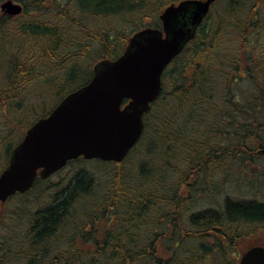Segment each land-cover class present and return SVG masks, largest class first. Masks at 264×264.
Segmentation results:
<instances>
[{"label": "trees", "instance_id": "trees-1", "mask_svg": "<svg viewBox=\"0 0 264 264\" xmlns=\"http://www.w3.org/2000/svg\"><path fill=\"white\" fill-rule=\"evenodd\" d=\"M13 1L25 12L0 14V149H10L0 173L28 128L17 116L32 85L41 92L48 85L45 96L62 101L80 73L90 72L87 82L93 76L78 65L82 57L117 59L146 28L128 35L96 19L144 10L152 18L148 10L155 16L169 4L158 0L154 12L149 0ZM223 2L224 17L211 13L165 70L161 95L144 115L151 146L136 145L122 163L101 160L113 165L105 184L79 158L49 203L34 202L46 196L48 179L16 194L3 209L0 264H237L250 247L242 225H264V14ZM155 19L147 27L160 28ZM52 110L33 108L31 117Z\"/></svg>", "mask_w": 264, "mask_h": 264}, {"label": "water", "instance_id": "water-1", "mask_svg": "<svg viewBox=\"0 0 264 264\" xmlns=\"http://www.w3.org/2000/svg\"><path fill=\"white\" fill-rule=\"evenodd\" d=\"M214 2L168 6L160 15L162 30H140L120 57L97 62L90 82L36 121L14 148L0 174V202L29 191L38 175L47 179L80 157L122 163L142 137L144 114L161 94L165 69L195 38ZM1 8L12 16L23 12L13 0ZM239 264H264V245L245 251Z\"/></svg>", "mask_w": 264, "mask_h": 264}, {"label": "rangeland", "instance_id": "rangeland-1", "mask_svg": "<svg viewBox=\"0 0 264 264\" xmlns=\"http://www.w3.org/2000/svg\"><path fill=\"white\" fill-rule=\"evenodd\" d=\"M3 0L0 1V3ZM65 2L67 0H64ZM173 1V0H169V3ZM149 2L151 4H153L155 2L154 5V12L157 10L158 8V0H149ZM163 9V8H162ZM161 10V7H160ZM250 10L249 8H244V9H240L239 12H246V14L248 13L247 11ZM160 11H157L155 16L153 14V9L148 10L147 14L150 15L152 18H147V17H143V15L145 13V10L140 14H128L126 17L123 18H114V19H96L97 24L100 26H103L105 23L112 21V26L113 28L118 31V29L128 35H131L137 28L139 25H145L150 26L152 24H157L156 21V17H158ZM224 9H222L220 7V4H217L215 9L212 11V15H215V17H224ZM255 10H252V13H254ZM260 14H264V7H261L259 9ZM245 14V15H246ZM21 15L15 16L16 18L19 17ZM213 17V16H212ZM221 18H219L220 21ZM21 20V18H19V21ZM89 20L91 21L92 19L89 18ZM88 21V23L91 25V22ZM213 22V21H211ZM97 24L95 23V25L97 26ZM220 24V23H219ZM228 29V27H227ZM74 32H78L75 28L73 29ZM262 37L264 40V30H262ZM93 53V52H92ZM90 53V54H92ZM101 61L100 58H97L96 60H94V58L91 56H86V57H82L81 60H79L78 65L81 68L84 69H92L94 68V65L98 62ZM70 69L67 70V75H68V71ZM89 74H87V71L84 73H80L76 79V81L73 83L72 88L73 90L78 89L80 87H82L83 85H85V83L87 82V80H89L90 77V72H88ZM165 73V72H164ZM42 89V92L38 89V87L36 86V84L32 85L26 92L25 95V100H24V104L22 107V111L18 114L17 117L22 118L25 122L27 121L28 123L26 124L27 127H30L31 124L34 122V118L31 117L32 112L30 111V109L35 108V111L38 115L44 113L45 111H49L50 109L55 108V106H57L61 101L59 97H55V96H51V97H46L45 94H47V96L49 94H51V90L50 87L48 85H44ZM30 118H32V121L30 120ZM5 129H0V134L5 133ZM12 137V135L10 136ZM16 142V141H15ZM14 142V143H15ZM152 139L149 135H145L143 136L139 143L137 144V148L139 149H148L151 144H152ZM13 143V144H14ZM9 145H11L8 142ZM12 144V146H13ZM16 145V143H15ZM14 145V146H15ZM9 146H4L0 149V156L2 159V162H4L7 159V155L9 154ZM132 157V156H131ZM134 159V158H133ZM85 166L89 169H94V171L97 172V174L99 175V179H100V183L105 184L106 180L110 177L111 175V170L113 168V165H109V164H105L104 162H102L101 160L95 159V160H89L87 163H84ZM78 169V165H68L65 168H63L61 171H59L58 173H56L55 175L51 176L46 183V186H50L49 191L45 192V197L42 199L41 203L36 204V200H34L35 205H45L46 203H49L51 201V194L54 193V191L56 189L59 188V186H61V184H65L67 183L69 180L72 179L74 172ZM37 189H34L32 191L31 197L33 198V195L35 194V192H37ZM187 191V189H186ZM185 191V192H186ZM183 193H181L182 195H184V189L182 190ZM257 198L262 199L263 196L260 194V196H256ZM249 198V197H247ZM213 201H219L216 199V197L212 199ZM263 200V199H262ZM14 203V202H13ZM201 205H207L208 202L207 201H203L202 203H200ZM187 216V215H186ZM187 219V217H185V220ZM241 231H243L244 233H250L249 235L251 236L250 240H249V245H264V225H242L241 227ZM239 258V257H238ZM237 258V259H238ZM238 264V260L236 262Z\"/></svg>", "mask_w": 264, "mask_h": 264}, {"label": "flooded vegetation", "instance_id": "flooded-vegetation-1", "mask_svg": "<svg viewBox=\"0 0 264 264\" xmlns=\"http://www.w3.org/2000/svg\"><path fill=\"white\" fill-rule=\"evenodd\" d=\"M1 1V0H0ZM182 1H185V0H173L172 2H170L168 5L170 4H174V5H178L179 3H181ZM224 0H222L220 2V0H216L214 3H212L211 5V9H210V12L208 13V15L206 16V18L203 20V22L201 23V25H199V27L197 28V31H196V34H198L199 30L201 29V27L205 24V20L208 18V16L211 15L212 11L215 9L216 5L217 4H220V7H224V5H226V2H223ZM3 2V1H2ZM2 2L0 3V14L2 13L1 11V4ZM223 3V5H222ZM229 4L228 5H235V6H240V7H245V8H249V9H255L256 7L260 6V7H264V0H248V1H237L236 2H228ZM24 6V5H23ZM167 6V5H166ZM24 9H25V6H24ZM160 13L161 11L159 12L158 14V17L160 16ZM192 15V12H189L184 18L182 19H188V17H190ZM162 27V26H161ZM160 27V28H161ZM197 36V35H196ZM23 139V138H22ZM21 139V141H22ZM9 202V201H8ZM1 203L0 202V224L2 222V220H6V217H7V213L6 210H3L4 209V206L8 203ZM10 217V224L11 225H15V216H14V213H10L9 215ZM2 236L1 234V227H0V237Z\"/></svg>", "mask_w": 264, "mask_h": 264}, {"label": "bare ground", "instance_id": "bare-ground-1", "mask_svg": "<svg viewBox=\"0 0 264 264\" xmlns=\"http://www.w3.org/2000/svg\"><path fill=\"white\" fill-rule=\"evenodd\" d=\"M205 23H206V20H205Z\"/></svg>", "mask_w": 264, "mask_h": 264}]
</instances>
